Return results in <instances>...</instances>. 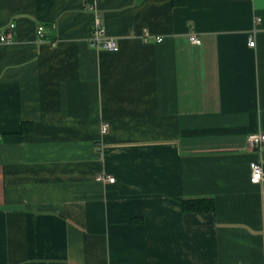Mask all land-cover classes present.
<instances>
[{
    "label": "crops",
    "instance_id": "1",
    "mask_svg": "<svg viewBox=\"0 0 264 264\" xmlns=\"http://www.w3.org/2000/svg\"><path fill=\"white\" fill-rule=\"evenodd\" d=\"M177 3L0 0V264H264V0Z\"/></svg>",
    "mask_w": 264,
    "mask_h": 264
},
{
    "label": "built area",
    "instance_id": "2",
    "mask_svg": "<svg viewBox=\"0 0 264 264\" xmlns=\"http://www.w3.org/2000/svg\"><path fill=\"white\" fill-rule=\"evenodd\" d=\"M88 8L91 11L96 12V6H95V2L93 4H87ZM95 22V26L94 29L91 33V37L89 38V44L96 49H106L108 51H118L119 48V44L116 38L114 37H108L105 34L104 28L102 27V23L99 20V18L97 17ZM16 28V24L15 23H11V25L7 28L6 32H1L0 33V41L1 42H5V43H10L12 42L13 38V32ZM45 33H46V27L43 25H40V27L37 30V35L39 38H41L42 40L45 39ZM162 38H158V41H162ZM189 40L192 44L194 45H198L201 43V38L192 35L189 37ZM250 46L254 47L255 46V42L253 39H251L249 41ZM108 130V126L105 125L103 127V132H106ZM247 144L249 145L250 149L253 150H264V132H259V133H255V134H250L248 136L247 139ZM250 172H251V183L253 184H260V183H264V168L262 163L259 162H252L250 165ZM97 180L99 182H103V181H108L110 183H114L115 179L111 178V177H106L105 175H99L97 177Z\"/></svg>",
    "mask_w": 264,
    "mask_h": 264
},
{
    "label": "trees",
    "instance_id": "3",
    "mask_svg": "<svg viewBox=\"0 0 264 264\" xmlns=\"http://www.w3.org/2000/svg\"><path fill=\"white\" fill-rule=\"evenodd\" d=\"M177 3V0H174V3ZM178 4V3H177ZM28 125H24L23 131L18 135V141L21 140V135L25 132H28L30 130V127H27ZM183 210L185 212H213L215 211L216 203L213 199L210 198H197V199H189L184 200L183 202Z\"/></svg>",
    "mask_w": 264,
    "mask_h": 264
}]
</instances>
